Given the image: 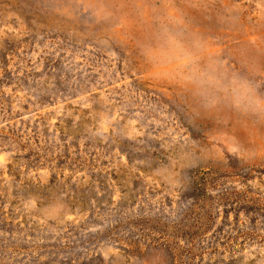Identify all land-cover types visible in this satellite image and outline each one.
<instances>
[{
	"label": "rangeland",
	"instance_id": "1",
	"mask_svg": "<svg viewBox=\"0 0 264 264\" xmlns=\"http://www.w3.org/2000/svg\"><path fill=\"white\" fill-rule=\"evenodd\" d=\"M172 14L264 96V0H0V264H264V119L157 75Z\"/></svg>",
	"mask_w": 264,
	"mask_h": 264
},
{
	"label": "clouds",
	"instance_id": "2",
	"mask_svg": "<svg viewBox=\"0 0 264 264\" xmlns=\"http://www.w3.org/2000/svg\"><path fill=\"white\" fill-rule=\"evenodd\" d=\"M183 20L172 14L161 19L151 42L141 47V54L157 75L178 78L191 87L205 107H214L221 100L237 112L264 119V96L255 85L239 73H225L218 62L202 65L210 53L198 35L188 37Z\"/></svg>",
	"mask_w": 264,
	"mask_h": 264
}]
</instances>
